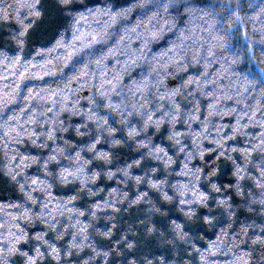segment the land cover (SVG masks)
<instances>
[{"label": "clouds", "instance_id": "1", "mask_svg": "<svg viewBox=\"0 0 264 264\" xmlns=\"http://www.w3.org/2000/svg\"><path fill=\"white\" fill-rule=\"evenodd\" d=\"M19 7L0 264H264V0H0Z\"/></svg>", "mask_w": 264, "mask_h": 264}, {"label": "trees", "instance_id": "2", "mask_svg": "<svg viewBox=\"0 0 264 264\" xmlns=\"http://www.w3.org/2000/svg\"><path fill=\"white\" fill-rule=\"evenodd\" d=\"M33 0H15V3L18 4V5H27L29 3H32ZM41 2H43V0H41ZM49 4H51V0H49ZM36 10H39V5L36 6ZM27 14V9L25 7H19L15 12H12L10 11L8 16L9 18L8 19H4L3 18V13H0V32L4 33V34H7L8 32V29H9V26L11 27H17V23H16V20L14 19V17L18 14ZM29 19H31L29 17ZM9 71H13V70H9ZM27 69H20L19 73H17L18 76H23V75H26L27 74ZM0 72H3L2 69H0ZM3 78V82L4 83H9L13 80V76L11 74L9 75H6ZM37 78H46V77H37ZM26 82V81H25ZM85 95H87V92L85 91ZM76 121L78 122L79 121V118H75ZM225 122H233L234 121V117L233 118H229V117H225L224 118ZM247 120V117L244 118V121ZM255 132H259L260 129L257 127L254 129ZM240 146H243V144L241 143ZM47 151V150H45ZM33 154H35L33 152ZM215 159V154H209V156H206V159ZM194 163H198V162H194ZM28 172L30 174H35L34 173V169L33 168H29L28 169ZM221 179L223 180L224 184L227 185L228 183L230 182H233L232 178L231 177H221ZM109 183H114L113 182H109ZM59 193H57L55 190H53V195L56 196L58 195ZM0 203H11L10 201H7V200H4V201H0ZM11 211V209H9ZM206 210L205 209H201V212H205ZM21 227H24V224L23 222H21ZM35 227V226H34ZM38 230V229H37ZM214 231H218V230H213V229H204V232L205 233H208V232H214ZM208 237H205V239H207ZM212 239H215V236L213 235L211 237ZM0 243H3L2 241H0ZM19 247V246H18ZM26 248V246H25ZM30 254H33V253H30ZM40 264H43V261L40 262Z\"/></svg>", "mask_w": 264, "mask_h": 264}]
</instances>
